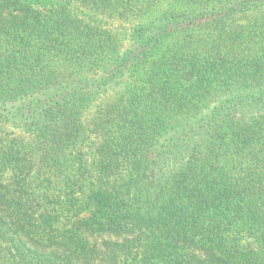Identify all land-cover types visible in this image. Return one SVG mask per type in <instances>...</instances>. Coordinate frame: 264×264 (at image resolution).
<instances>
[{"label":"trees","instance_id":"trees-1","mask_svg":"<svg viewBox=\"0 0 264 264\" xmlns=\"http://www.w3.org/2000/svg\"><path fill=\"white\" fill-rule=\"evenodd\" d=\"M0 264H264V0H0Z\"/></svg>","mask_w":264,"mask_h":264},{"label":"rangeland","instance_id":"rangeland-1","mask_svg":"<svg viewBox=\"0 0 264 264\" xmlns=\"http://www.w3.org/2000/svg\"><path fill=\"white\" fill-rule=\"evenodd\" d=\"M133 25L132 24H123L122 26H121V24H120V27L122 28V29H124V31H126V32H129V30L131 29V27H132ZM121 28H120V30H121ZM128 46V41L127 40H125L124 42H123V44H122V49H126V47Z\"/></svg>","mask_w":264,"mask_h":264}]
</instances>
